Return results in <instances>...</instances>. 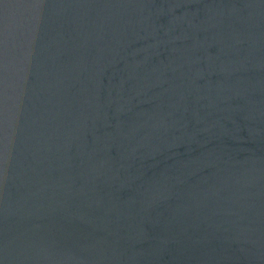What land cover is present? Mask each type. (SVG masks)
I'll list each match as a JSON object with an SVG mask.
<instances>
[{"label": "water", "instance_id": "obj_1", "mask_svg": "<svg viewBox=\"0 0 264 264\" xmlns=\"http://www.w3.org/2000/svg\"><path fill=\"white\" fill-rule=\"evenodd\" d=\"M0 264H264V0H0Z\"/></svg>", "mask_w": 264, "mask_h": 264}]
</instances>
